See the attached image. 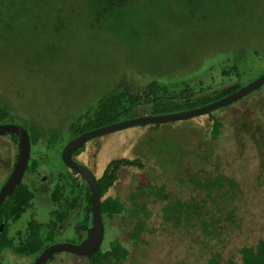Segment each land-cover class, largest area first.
<instances>
[{"label":"rangeland","instance_id":"374dc122","mask_svg":"<svg viewBox=\"0 0 264 264\" xmlns=\"http://www.w3.org/2000/svg\"><path fill=\"white\" fill-rule=\"evenodd\" d=\"M189 1L134 0L122 12L98 21L84 1L77 2V13L60 19L54 5L45 4L44 9L19 16L26 19L16 30L17 36L1 20L0 33L6 38H0V105L10 106L7 122L28 129L33 125L41 132L32 149V160L38 161L41 175L25 178L23 183L34 191L33 198L22 216L10 223L9 235L16 248L25 246L33 222L40 225V239L48 242L47 235L60 223L55 213L59 210L66 218L75 214L61 225L63 238L73 237L77 221L85 216L86 201L84 189H74L72 180L79 174L66 167L61 158L64 145L74 138L69 126L95 106L123 75L140 82L160 80L167 87V95L177 100L186 96L185 91H192L195 100H204L230 93L264 72V0H244V8L235 9L233 17L215 23L212 17L217 12L213 6L205 12L204 7ZM68 9L60 13L67 14ZM208 14V20H199ZM57 22L60 28L55 31ZM244 47L260 48L262 53L247 54L240 62L241 73L227 74L225 70L235 64L233 56ZM210 114L224 122L216 140L211 136ZM210 114L168 127L135 126L114 132L90 141L76 156L98 177L116 159H139L145 165L122 168L108 193L121 198L126 209L114 219L104 218L102 249H110L111 243L119 239L130 250L123 264H205L210 255L200 232L193 229L182 234V228L165 223L162 207L166 200L148 192L142 196L141 187L147 189L150 183L188 199V194L195 192L188 175H206L217 160L224 162L226 170L240 163L257 162L264 172V86ZM54 132H58V139L50 144ZM189 143L196 152L179 162L178 149H187ZM17 149L11 134L0 135V187L11 171ZM43 176L51 180L43 181ZM260 177L262 180L264 176ZM55 193L60 195L58 200ZM76 197L81 201L78 198L69 208ZM144 209L152 215L148 217ZM260 218L246 219L244 232L237 228L229 232L223 237L225 246L216 241L209 245L239 258L238 249L246 237L254 241L264 234ZM138 219L146 220L147 229L136 242L130 234ZM5 251L6 264H31L35 257ZM72 255L62 252L49 264H90L87 258Z\"/></svg>","mask_w":264,"mask_h":264},{"label":"trees","instance_id":"16d2710c","mask_svg":"<svg viewBox=\"0 0 264 264\" xmlns=\"http://www.w3.org/2000/svg\"><path fill=\"white\" fill-rule=\"evenodd\" d=\"M34 1L0 0V23L3 20V25L6 26V29L13 30L17 36L16 30L24 24V19H26L19 16L44 9L45 4L54 5L53 8L58 10L55 13L57 19H60V16L69 17V13L74 11L77 13L76 8L79 7L77 2L84 1L89 11L95 16V19L101 20V17L113 12H122L134 0H55L56 2L53 0H37V3L33 4ZM156 1L165 2L166 0ZM189 2L196 3L198 8L204 7L205 12L213 6L215 8L213 10L217 12L216 16L212 17L214 23L219 20H227L234 16L233 11L235 9L244 8V0H190ZM65 7L69 8L67 10L68 13H60ZM219 9L224 10L225 14L222 15ZM208 17L209 14L199 18V20L202 22L208 20ZM12 24L17 28H14ZM3 28L5 29V27ZM59 28L60 23L57 22L54 25V29L58 31ZM4 36L6 35L1 32L0 38H6ZM252 52L259 53L261 49L244 47L239 50L233 56L235 61L234 66L225 70L226 73L232 74L234 72L240 74V62H244L243 58ZM167 93V87L160 80L153 78L146 82H140L133 79L132 76L123 75L117 84L98 100L95 106L81 113L70 123L69 130L74 136H77L92 128L132 118L138 114H160L186 110L195 106L205 105L222 97L195 100V95L192 91H185L186 96L181 100H177L168 96ZM10 116V106L8 104L0 105V122H4ZM210 117L213 120L211 136L216 140L222 133L224 122L213 114H210ZM189 120L190 118L183 119L182 121L186 123ZM172 122L151 124L148 127L150 129L168 127L179 123L180 120ZM29 131L33 143L37 142L41 133L40 130L32 125L29 127ZM13 138L17 141L15 134H13ZM57 139L58 132H54L49 139L50 144L56 143ZM189 144L187 145V149H178L179 153L177 152L176 156L179 157V162L186 155L196 152L193 144ZM210 154H214L213 151ZM237 155H240L239 151ZM215 157L218 156L215 155ZM214 164L213 170L206 175L200 176L199 173L188 175V179L195 190V192L188 194V199H183L173 195L171 192L163 191L161 188H157L150 183L147 189L141 187L139 194L145 196L146 192H148V194L157 199L166 200L162 207V216L164 222L169 223V226H173L176 229L182 228V234L191 232L193 229L200 232L203 237L204 247L210 252L205 264H264L263 233L257 236L254 241H249L248 237L245 236L244 243L238 249L239 258L234 254L227 255L222 250H215L214 246L209 245L210 241H216V244L225 246L223 237L228 236V233L236 228L244 232L246 219L259 221L258 217L261 216V221H264V185H262L264 177L262 180L260 177V175L264 176V172L260 171L257 162L240 163L235 168L227 170L224 169V162L221 160H217ZM38 165L39 163L34 161L32 163V170L36 171ZM124 167L144 168L145 165L139 159H116L107 165L103 174L99 177L98 182L103 198L102 210L104 216L109 219H114L126 209L125 202L121 198L108 195L111 187L119 179L120 171ZM27 190L23 183L20 184L15 195L0 206V226L1 222L5 221L3 230L0 229V252L10 249L15 250L21 255H31L34 253L39 254L43 249L44 242L40 239V225L38 223L30 226L31 233L26 236V244L23 248H16L14 239L9 235L10 219L20 218L33 198V194ZM132 196L135 197L136 195L132 194ZM54 198L58 200L60 195L55 193ZM210 200L212 203H210ZM86 201V218L80 223L78 231L87 229L91 224L90 192L88 187H86ZM75 204V202L70 201L69 208H72L71 206H75ZM144 211L148 217L152 215L151 211L146 209ZM63 218L64 216L59 217L60 220ZM56 226L57 224H55ZM55 227L52 228L51 240H53ZM146 229V220L138 219L130 237L137 242L138 239H141L142 233ZM129 253L128 247L119 239H116L111 243L110 249H101L96 255L88 257V260L90 264H123L128 258Z\"/></svg>","mask_w":264,"mask_h":264},{"label":"water","instance_id":"95a60500","mask_svg":"<svg viewBox=\"0 0 264 264\" xmlns=\"http://www.w3.org/2000/svg\"><path fill=\"white\" fill-rule=\"evenodd\" d=\"M262 86H264V72L240 88L205 105L169 113L137 115L132 118L92 128L71 139L62 150V160L68 167L77 171L89 186L92 212L91 224L87 229L85 238L81 242L53 243L41 251L32 264H48L53 256L60 252L90 257L96 255L101 249L105 235V226L102 210L103 198L98 182L99 177L92 168L76 161L74 158V154L84 148L89 141L135 126L166 123L210 114L217 109L241 100ZM4 134H15L17 136L18 153L14 168L0 189V205L16 192L32 157V138L26 126L16 122H1L0 135Z\"/></svg>","mask_w":264,"mask_h":264},{"label":"flooded vegetation","instance_id":"af4514ba","mask_svg":"<svg viewBox=\"0 0 264 264\" xmlns=\"http://www.w3.org/2000/svg\"><path fill=\"white\" fill-rule=\"evenodd\" d=\"M137 116V115H136ZM7 120V119H6ZM4 121V122H7V121ZM1 123V122H0ZM29 130V129H28ZM5 135V134H4ZM12 136H13V134H11ZM75 137V136H74ZM98 138H100V137H98ZM98 138H96V139H98ZM96 139H93V140H96ZM92 141V140H91ZM69 142V141H68ZM67 142V143H68ZM90 142V141H89ZM88 142V143H89ZM16 143H17V141H16ZM66 143V144H67ZM87 143V144H88ZM33 141H32V149H33ZM65 144V145H66ZM86 144V145H87ZM65 145H64V147H65ZM86 145L84 146V148L86 147ZM63 147V148H64ZM17 148H18V146H17ZM84 148H82V149H80L79 150V152H77V153H75L74 154V158H75V160L76 161H78V162H80V163H82V164H85V165H87L86 163H84V162H82V161H80V160H78L77 158H76V156L84 149ZM17 153H18V149H17ZM16 158H17V155H16ZM16 158H15V162H16ZM61 158H62V154H61ZM34 161H37V160H32V157H31V160H30V163H29V166H28V168H27V170H26V172H25V175H24V177H23V180H22V182L20 183V184H22L23 182H24V180H25V178L27 177V175H29V174H31V175H35V176H40L41 175V171H40V168H39V165H38V168H37V170L36 171H34V170H32V163L34 162ZM63 161V160H62ZM15 162H14V164H13V166H12V168H11V171H10V173L12 172V170H13V168H14V165H15ZM38 162V161H37ZM64 163V162H63ZM64 165L66 166V167H68L65 163H64ZM88 167H90L89 165H87ZM91 168V167H90ZM69 169L73 172V173H76V174H79L77 171H75V170H73V169H71L70 167H69ZM93 169V168H92ZM93 171H94V169H93ZM95 172V171H94ZM10 173H9V175H10ZM9 175H8V177H9ZM8 177L6 178V180L8 179ZM6 180H5V182H6ZM42 180L43 181H46V182H49L51 179H49V177L48 176H43L42 177ZM99 180V179H98ZM72 181H74V189H84V201H86V187H88L89 188V186H88V184H87V182H86V180L85 179H83L82 178V176L79 174V176H78V178H74ZM82 181V182H81ZM4 182V183H5ZM3 183V184H4ZM84 183V184H83ZM3 184L1 185V187H0V189L2 188V186H3ZM24 184V183H23ZM19 187H20V185H19ZM18 187V188H19ZM24 187L26 188V189H28L27 191H29L31 194H34L33 192L34 191H32V190H30V188L26 185V184H24ZM18 190V189H17ZM16 190V191H17ZM90 192V191H89ZM16 193V192H15ZM15 193L8 199V200H10L14 195H15ZM38 194V193H37ZM35 195H36V192H35ZM79 197H76V198H74L72 201L73 202H75V203H77V199H78ZM7 200V201H8ZM79 200L81 201V198H79ZM90 200H91V196H90ZM6 201V202H7ZM4 204V203H3ZM2 205V204H1ZM0 205V206H1ZM79 205H80V202L76 205V207H74L75 209L77 208L78 209V207H79ZM90 205H91V202H90ZM86 207H87V201H86V206H85V212H86ZM73 208V209H74ZM27 209V208H26ZM26 211V210H25ZM24 211V212H25ZM57 215H56V217H57V220L59 219V217L60 216H64V214H62L61 213V210H59V211H56L55 212ZM75 214L73 213V214H71V216H74ZM22 216V215H21ZM20 216V217H21ZM70 215L67 217L68 219H69V217H71ZM91 216H92V212H91ZM65 218L66 217H64L62 220H60V223L59 224H57L58 225V227H56L55 229H54V235H53V240H51V236H52V230L49 232V234L47 235V240H48V242H46V243H44V245H43V249H42V251L46 248V247H48L49 245H51V244H53V243H57V242H74V243H79V242H81L84 238H85V236H86V232H87V229H84V230H81V231H78L79 230V228H80V223L81 222H83L84 220H85V218H86V213H85V216H84V218L82 219V220H78L77 221V224H76V226L74 227V230H73V237H69V238H63V236H62V232H61V225H62V223L64 222V220H65ZM66 218V219H67ZM92 218V217H91ZM104 218H105V216H104ZM11 220H15V219H10V223H11ZM91 220V219H90ZM33 223H35V222H33ZM4 226H5V221H3V222H1V226H0V229L1 230H3V228H4ZM104 226H105V221H104ZM9 231H10V229H9ZM105 234V233H104ZM104 240H105V235H104ZM104 240H103V242H104ZM103 244V243H102ZM101 249H102V246H101ZM100 249V250H101ZM5 250L4 251H2V252H0V264H6V263H4L5 262ZM60 253H62V252H60ZM60 253H57V254H55L54 256H53V258L49 261V262H52L53 260H54V258L55 257H57V256H59V254ZM69 253V252H68ZM72 254V253H71ZM35 255V257H34V259H33V261H32V263L35 261V259L37 258V256H38V254H36V253H34V254H31V255H26V256H34ZM73 257H82V258H87L88 259V257H85V256H81V255H76V254H73L72 255ZM31 263V264H32ZM49 264V263H48Z\"/></svg>","mask_w":264,"mask_h":264}]
</instances>
